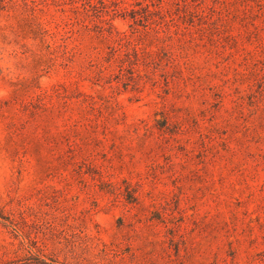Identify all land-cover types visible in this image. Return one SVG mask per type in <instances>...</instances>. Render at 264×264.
Listing matches in <instances>:
<instances>
[{"label":"rangeland","instance_id":"rangeland-1","mask_svg":"<svg viewBox=\"0 0 264 264\" xmlns=\"http://www.w3.org/2000/svg\"><path fill=\"white\" fill-rule=\"evenodd\" d=\"M0 264H264V0H0Z\"/></svg>","mask_w":264,"mask_h":264}]
</instances>
